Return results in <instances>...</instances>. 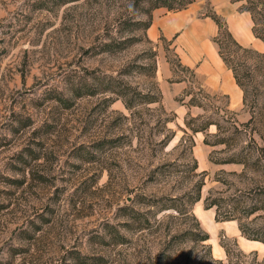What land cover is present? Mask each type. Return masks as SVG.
<instances>
[{
	"label": "rangeland",
	"instance_id": "rangeland-1",
	"mask_svg": "<svg viewBox=\"0 0 264 264\" xmlns=\"http://www.w3.org/2000/svg\"><path fill=\"white\" fill-rule=\"evenodd\" d=\"M194 2L212 13L209 0H0V264H264L224 232L219 259L195 214L213 202L264 239V53L221 35L244 105L206 94L147 35L157 12ZM168 63L171 85L188 81L170 101Z\"/></svg>",
	"mask_w": 264,
	"mask_h": 264
},
{
	"label": "crops",
	"instance_id": "crops-1",
	"mask_svg": "<svg viewBox=\"0 0 264 264\" xmlns=\"http://www.w3.org/2000/svg\"><path fill=\"white\" fill-rule=\"evenodd\" d=\"M212 12L224 20L235 39L243 46L264 53V41L254 33L253 16L249 11L241 10L243 2L233 0H209ZM205 2H194L186 8L176 11L157 12L147 29L148 37L154 41L171 42L183 67L192 70L199 87L208 95L225 96L227 105L234 111H240L244 105V91L239 85L233 69L220 54L219 44L215 38L219 35L218 22L208 13ZM171 65L163 64L161 83L165 99L172 100L188 86L186 79L175 81ZM179 112L189 108L181 104L173 106ZM214 208H204L196 212L201 226L206 227L210 239H214L213 249L221 259L227 254L226 249L217 242V233L224 232L227 237L237 239L245 252L264 254V242L245 237L238 220H217ZM216 236V237H215ZM214 243V242H213Z\"/></svg>",
	"mask_w": 264,
	"mask_h": 264
},
{
	"label": "trees",
	"instance_id": "trees-1",
	"mask_svg": "<svg viewBox=\"0 0 264 264\" xmlns=\"http://www.w3.org/2000/svg\"><path fill=\"white\" fill-rule=\"evenodd\" d=\"M235 2H243L241 5V10L243 11H249L251 12L252 16H253V21H254V26H253V30L254 33L257 37L261 38L264 41V0H233ZM186 8V6H183L180 9ZM208 15L212 16L219 24L220 26V32L219 35L215 38V40L217 41V43L219 44V48H220V54L223 57V59L225 60V62L229 65V67L231 69H233L236 79L238 81V76H237V71L235 66L233 65L231 59H230V49L228 52H225L223 50L222 47V38L221 35L224 37V41L227 42L229 48H233L235 49V51H246V52H250L253 51V48L251 47H246L241 45L233 36V34L230 32L229 28L227 27L226 23L224 22L223 19H221L218 15H216L215 13H208ZM152 20L148 23V27L151 25ZM239 83V82H238ZM197 200L201 199V195L199 194L196 198ZM215 204L213 202H207L206 203V208H212ZM216 218L217 220H231V219H237L235 216L233 215H228L227 213H221L220 209L217 208L216 210ZM240 228L242 230L243 235H245L247 238L249 239H253V240H260L262 242H264L263 238H260V236L257 235H253L251 234L248 229L240 224ZM204 240H209L210 239V235L208 233H206L204 235ZM227 254L229 252V250L227 249ZM219 264H222V262H220Z\"/></svg>",
	"mask_w": 264,
	"mask_h": 264
}]
</instances>
